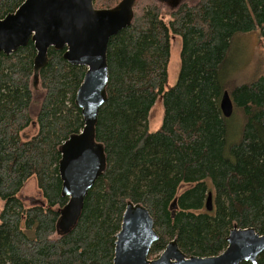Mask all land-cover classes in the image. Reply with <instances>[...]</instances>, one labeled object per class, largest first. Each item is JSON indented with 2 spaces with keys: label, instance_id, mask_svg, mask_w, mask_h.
<instances>
[{
  "label": "trees",
  "instance_id": "trees-1",
  "mask_svg": "<svg viewBox=\"0 0 264 264\" xmlns=\"http://www.w3.org/2000/svg\"><path fill=\"white\" fill-rule=\"evenodd\" d=\"M25 1L0 0V20ZM121 2L94 5L111 9ZM133 11L132 24L108 47L107 100L95 129L106 170L67 233L58 229L69 202L62 194L60 149L85 127L76 96L87 68L51 48L39 74L43 93L35 118L34 43L0 55V264H113L129 202L154 220L159 240L150 259L173 241L188 258L219 256L235 227L264 235V76L233 86L221 74L237 35L259 32L264 38V0L184 3L169 23L158 0H136ZM173 37L182 41L181 66L169 86ZM225 92L245 119L234 144H228L221 110ZM157 103L163 122L150 132ZM31 125L37 134L22 141ZM32 177L46 203L27 208L18 196ZM210 193L212 211L206 208ZM257 264H264V253Z\"/></svg>",
  "mask_w": 264,
  "mask_h": 264
},
{
  "label": "water",
  "instance_id": "water-1",
  "mask_svg": "<svg viewBox=\"0 0 264 264\" xmlns=\"http://www.w3.org/2000/svg\"><path fill=\"white\" fill-rule=\"evenodd\" d=\"M135 2L122 0L114 8L96 9L94 0H26L16 12L0 20V55L9 56L32 41L37 51L33 76L36 80H40V71L48 64L51 48L65 51L64 59L71 65L87 68L76 96L85 127L60 149L62 194L69 202L60 211L59 233H67L76 226L89 191L106 170L104 147L96 142L95 129L107 100L108 47L112 37L132 24ZM221 110L226 119L233 115L234 104L228 92L222 98ZM212 205L210 193L208 211H212ZM176 208L177 200L171 206L172 210ZM158 240L150 212L129 202L117 235L113 264H257L264 253V235L254 229L235 227L227 239V249L215 257L188 258L173 241L157 258L150 259Z\"/></svg>",
  "mask_w": 264,
  "mask_h": 264
},
{
  "label": "rangeland",
  "instance_id": "rangeland-1",
  "mask_svg": "<svg viewBox=\"0 0 264 264\" xmlns=\"http://www.w3.org/2000/svg\"><path fill=\"white\" fill-rule=\"evenodd\" d=\"M171 4L161 0L162 17L166 23L171 21V13L183 3L196 4L199 0H169ZM181 38L173 37L171 41V59L169 65V86H174L178 80L181 66ZM222 82L230 83L233 86H240L250 83L259 76H264V38H260L259 32L237 35L232 43V49L228 55L225 66L222 70ZM38 81V84H35ZM32 89L34 91V99L31 104V114L37 117L40 112L42 103V89L40 80L33 78ZM163 122V108L157 103L149 118V131L156 132ZM245 119L240 109H234L233 115L227 119L228 144H234L241 136L242 127ZM38 132V127L31 125L21 134L22 141L30 140ZM19 199L27 208L32 206L45 204L46 200L42 192L38 188L36 177L29 179ZM4 201L0 199V214L4 208Z\"/></svg>",
  "mask_w": 264,
  "mask_h": 264
},
{
  "label": "flooded vegetation",
  "instance_id": "flooded-vegetation-1",
  "mask_svg": "<svg viewBox=\"0 0 264 264\" xmlns=\"http://www.w3.org/2000/svg\"><path fill=\"white\" fill-rule=\"evenodd\" d=\"M159 1V3H160V5H161V7H162V4H161V0H158ZM165 2H167V3H169V4H171V2L169 1V0H164ZM186 3V2H185ZM184 4V3H183ZM188 4V3H187ZM182 5V4H181ZM181 5H179V7L181 6ZM178 9V8H177Z\"/></svg>",
  "mask_w": 264,
  "mask_h": 264
},
{
  "label": "bare ground",
  "instance_id": "bare-ground-1",
  "mask_svg": "<svg viewBox=\"0 0 264 264\" xmlns=\"http://www.w3.org/2000/svg\"><path fill=\"white\" fill-rule=\"evenodd\" d=\"M24 3H25V2H24ZM24 3H23V4H24ZM23 4H22V5H23ZM22 5H21V6H22ZM21 6H20V7H21ZM20 7H19V8H20ZM19 8H18V9H19ZM18 9H17V10H18ZM5 18H6V17H5ZM5 18H4V19H5ZM4 19H3V20H4Z\"/></svg>",
  "mask_w": 264,
  "mask_h": 264
}]
</instances>
